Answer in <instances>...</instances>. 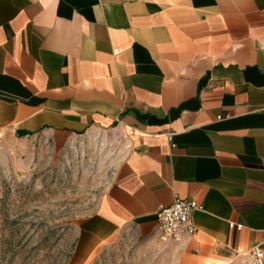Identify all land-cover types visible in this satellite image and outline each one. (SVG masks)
Here are the masks:
<instances>
[{
    "label": "crops",
    "instance_id": "0c3cea01",
    "mask_svg": "<svg viewBox=\"0 0 264 264\" xmlns=\"http://www.w3.org/2000/svg\"><path fill=\"white\" fill-rule=\"evenodd\" d=\"M108 130L128 150L70 264L127 230L158 239L176 196L203 207L197 233L168 243L182 264H249L264 240V0H0V143Z\"/></svg>",
    "mask_w": 264,
    "mask_h": 264
},
{
    "label": "rangeland",
    "instance_id": "374dc122",
    "mask_svg": "<svg viewBox=\"0 0 264 264\" xmlns=\"http://www.w3.org/2000/svg\"><path fill=\"white\" fill-rule=\"evenodd\" d=\"M127 150L116 130L0 143V264H70ZM168 243L127 230L88 264H182Z\"/></svg>",
    "mask_w": 264,
    "mask_h": 264
},
{
    "label": "built area",
    "instance_id": "2783aa9c",
    "mask_svg": "<svg viewBox=\"0 0 264 264\" xmlns=\"http://www.w3.org/2000/svg\"><path fill=\"white\" fill-rule=\"evenodd\" d=\"M200 210H203V207L195 199L176 196L170 206L158 213L160 240L172 242L193 237L198 231L193 215ZM238 229L242 227L238 226ZM249 258V264H264V240L250 251Z\"/></svg>",
    "mask_w": 264,
    "mask_h": 264
},
{
    "label": "bare ground",
    "instance_id": "6f19581e",
    "mask_svg": "<svg viewBox=\"0 0 264 264\" xmlns=\"http://www.w3.org/2000/svg\"><path fill=\"white\" fill-rule=\"evenodd\" d=\"M94 250H95V248H94ZM91 255V254H90ZM89 258V257H88Z\"/></svg>",
    "mask_w": 264,
    "mask_h": 264
}]
</instances>
